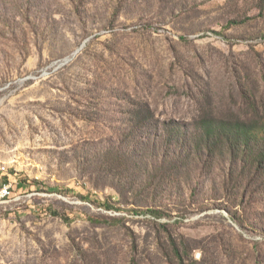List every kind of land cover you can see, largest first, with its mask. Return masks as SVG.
Segmentation results:
<instances>
[{
	"label": "rangeland",
	"instance_id": "rangeland-1",
	"mask_svg": "<svg viewBox=\"0 0 264 264\" xmlns=\"http://www.w3.org/2000/svg\"><path fill=\"white\" fill-rule=\"evenodd\" d=\"M251 118L264 0H0V264H264Z\"/></svg>",
	"mask_w": 264,
	"mask_h": 264
},
{
	"label": "trees",
	"instance_id": "trees-1",
	"mask_svg": "<svg viewBox=\"0 0 264 264\" xmlns=\"http://www.w3.org/2000/svg\"><path fill=\"white\" fill-rule=\"evenodd\" d=\"M225 132V135L217 136V132ZM201 136L206 141L205 146L211 148L216 140L225 139L230 151H236L241 155L243 162L262 168L264 171V119L251 118V120L238 119L229 122H217L206 120L202 128ZM257 152L258 154H254ZM264 175V174H263ZM157 213V212H155Z\"/></svg>",
	"mask_w": 264,
	"mask_h": 264
},
{
	"label": "built area",
	"instance_id": "built-area-1",
	"mask_svg": "<svg viewBox=\"0 0 264 264\" xmlns=\"http://www.w3.org/2000/svg\"><path fill=\"white\" fill-rule=\"evenodd\" d=\"M11 187V184L6 183L0 186V203L9 200L12 197L13 191Z\"/></svg>",
	"mask_w": 264,
	"mask_h": 264
},
{
	"label": "water",
	"instance_id": "water-1",
	"mask_svg": "<svg viewBox=\"0 0 264 264\" xmlns=\"http://www.w3.org/2000/svg\"><path fill=\"white\" fill-rule=\"evenodd\" d=\"M69 58L66 59V61L68 60Z\"/></svg>",
	"mask_w": 264,
	"mask_h": 264
}]
</instances>
